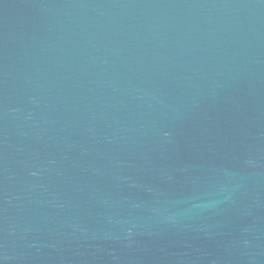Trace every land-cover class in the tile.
Masks as SVG:
<instances>
[{
  "label": "water",
  "instance_id": "obj_1",
  "mask_svg": "<svg viewBox=\"0 0 264 264\" xmlns=\"http://www.w3.org/2000/svg\"><path fill=\"white\" fill-rule=\"evenodd\" d=\"M0 264H264V0H0Z\"/></svg>",
  "mask_w": 264,
  "mask_h": 264
}]
</instances>
